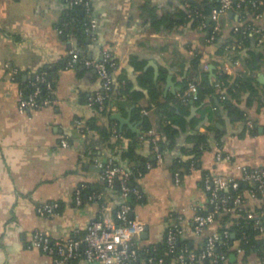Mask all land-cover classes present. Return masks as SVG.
<instances>
[{
    "label": "crops",
    "instance_id": "1",
    "mask_svg": "<svg viewBox=\"0 0 264 264\" xmlns=\"http://www.w3.org/2000/svg\"><path fill=\"white\" fill-rule=\"evenodd\" d=\"M204 6V0H93L99 25L87 42L84 25L74 20L66 26L70 11L63 0H0V264H55L52 255L32 246L36 232H47L56 242L66 241L85 233L100 216L114 217L124 198L117 185L111 189L102 180L104 167L115 163L127 171L153 161L151 142L144 137L146 120L160 135L164 163L138 180L144 198L133 216L147 229L138 245L142 249L164 245L168 229L176 223L183 228V241L195 250L216 232V221L202 234L194 230L195 217L208 211L204 175L239 178L238 165L264 168V84L259 81L264 68L251 73L246 67L252 55L264 54V41L260 44L255 35H249L248 45L237 43L235 33L262 22L248 10L233 11L221 20L220 43H228L225 56L229 58L220 57L203 23L183 19L187 12L190 18ZM104 48L117 67L110 105L102 115L90 102L102 88L97 71L83 66L71 69L67 62L72 52L100 59ZM196 53L208 63L206 70L213 81L217 68L229 76L230 83L256 77L257 94L242 92L233 100L243 119L218 111L209 101L197 104V95L189 103V114L180 116L172 100L180 98L186 80H196L192 66ZM42 73L54 85L52 104L20 113L21 90ZM144 74L152 75L159 85L158 102L167 107L151 100L149 89L140 83ZM169 81L180 90L173 93ZM78 120L84 125L92 121L101 130L116 129L125 140L115 135L104 139L97 130L82 134ZM168 126L172 135L165 132ZM209 127L217 129L222 145L214 141L212 148L196 151L197 135ZM133 144L138 161L124 159ZM91 145L99 151L91 154ZM219 151L231 155L233 161H218ZM190 161L196 164L193 171L191 164L187 166ZM87 186L98 196L78 206L75 194ZM252 188V184L245 185L244 207L264 222L262 201L251 197ZM50 202L60 204L59 214L40 216L38 206ZM233 255L228 264H264V254L258 252ZM70 264L97 263L76 259Z\"/></svg>",
    "mask_w": 264,
    "mask_h": 264
},
{
    "label": "built area",
    "instance_id": "2",
    "mask_svg": "<svg viewBox=\"0 0 264 264\" xmlns=\"http://www.w3.org/2000/svg\"><path fill=\"white\" fill-rule=\"evenodd\" d=\"M215 5L211 10L210 21L214 23L213 34L208 41L214 42L216 35L221 32V20L233 11H242L248 8L255 13L256 20L264 19V0H210ZM70 12H84V35L91 38L98 28V20L93 14V0H63ZM197 17H203L199 12H195ZM204 18V17H203ZM204 27L207 24L203 23ZM63 34V30L60 31ZM246 35H261L262 28L256 26L246 27L243 31ZM260 42L264 40L261 35ZM83 66L87 69L96 70L101 81L102 88L91 98L90 102L98 104L99 111L105 112L110 105V96L113 91L112 74L117 67V62L111 53L104 51L100 59L87 58L80 53L72 52L67 62V67L74 69ZM10 69V66L7 65ZM17 74V71H14ZM221 83H217L218 89L222 88ZM54 85L48 79L46 73L37 75L27 89H22L18 109L20 113L26 114L31 110H40L52 104V93ZM44 89L48 92L43 97ZM198 94V86L191 83L184 93H180V100L184 104H189ZM224 99V97H223ZM76 126L82 134H86L85 125L82 120L76 121ZM254 129L253 124L249 125ZM114 135L121 141L125 136L113 130ZM144 137H148L153 145L154 159L146 164V169L150 170L155 165L164 163L163 151L161 149L160 135L155 129H150ZM62 144L68 146L67 140ZM201 148H206L201 145ZM218 161H233L231 155L218 152ZM195 163H192L190 170H195ZM239 178L214 176L206 174L203 177V188L208 196V211L199 213L194 219V230L197 234H202L212 225L217 216L230 214L243 207L247 199L245 198L242 186L252 184L250 191L252 198L264 195V168L252 169L246 165H238ZM143 172H139V178ZM102 180L108 188L113 189L118 182L121 189L124 203L116 211L114 217L100 216L95 219L87 228L85 233L77 234L66 241L56 242L47 232H36L32 241V246L54 257L55 264H70L76 259H84L89 263L97 264H228L233 254H245V249L239 241L232 242L234 234L229 230L222 233L215 232L206 238L205 244L199 250L191 248L187 243L181 244L183 228L179 223L172 225L166 236V252L158 254V247L142 249L138 245L142 235L146 231V224L133 216V208L129 203L133 196L136 201L143 200L142 192L130 184V172L119 167L106 165L102 174ZM180 181V176H177ZM85 187L79 188L75 194V202L78 206L83 204L82 192ZM94 199L95 197H91ZM60 204L57 202L45 203L37 208V213L42 217H53L59 214ZM261 215L264 216V205H262ZM248 218L253 221L254 230L264 235V222L261 217L248 213ZM180 219H182L180 217Z\"/></svg>",
    "mask_w": 264,
    "mask_h": 264
},
{
    "label": "trees",
    "instance_id": "3",
    "mask_svg": "<svg viewBox=\"0 0 264 264\" xmlns=\"http://www.w3.org/2000/svg\"><path fill=\"white\" fill-rule=\"evenodd\" d=\"M204 8L198 9L197 12H199L203 17H197L196 13L193 12L191 13L192 16L189 17V12L185 14L183 19H186L185 21H194L195 24H202L206 23V31H208V39L212 36L213 34V26L214 23L210 21V14L211 10L214 7V3L211 2L210 0H204ZM248 10L255 18V13L254 11L245 8L242 11ZM75 20V24H81L84 25V17L81 16L80 11H72L69 13L68 18L66 19V26L71 25V23ZM257 22H262V24L257 25L256 27L262 28V34L264 35V19L263 20H256ZM65 26V27H66ZM255 26V25H252ZM249 27V26H248ZM65 29V28H64ZM245 28L240 29L237 33H235V41L237 43H242V45L246 46L248 45L250 41V36L246 35L243 33ZM261 35H255V37L258 40V43L260 41ZM220 33L216 35V39L214 42H211V45L217 48V54L220 57L225 56V50L226 46L228 43L221 44L220 43ZM264 41V40H263ZM260 42L261 43H263ZM233 42V41H231ZM103 51H108L107 48H104ZM229 58L228 56H225V58ZM203 55L201 53H196L194 56V59L192 61V66L193 70L196 73V80L191 81L190 83L188 80L184 82L183 89L181 93H184L189 85L193 82L198 86V94H197V104H204L205 102L209 101L213 104L214 107L217 108L218 111H227L233 116H239L242 119L244 118L243 112H241L238 108H236L233 104V100L238 99L240 94L242 92H250L252 95H256L257 91L255 89V83H256V77L253 76H245L243 78L237 79L234 83H230L228 81L229 76L223 71L220 70V68L216 70L215 75V81L209 78V72L206 70L208 68V63L203 61ZM235 60V59H234ZM216 67H219V64L217 62H212ZM246 67L251 73L258 72L262 68H264V54L260 55H252L250 59L246 60ZM49 76V75H48ZM200 76H202V79H200ZM50 79V76L48 77ZM140 83L142 84L143 87H146L150 91V98L151 100L163 107H167V105H161L159 104V99L161 97V91L159 88V85L154 83L152 75H147L144 74L140 78ZM217 83H221L223 86L221 89H218L216 87ZM27 92H30V89L26 90ZM126 94H128V90H124ZM48 95V92L44 89L43 91V97H46ZM224 97V99H223ZM141 95H135V99H140ZM172 102L175 104V107H177L180 110V116L184 117L185 115L189 114L190 112V107L189 104H184L180 98H173ZM95 109L99 114L104 115L105 112H100L99 111V106L98 104H94ZM172 114L174 115L175 109L172 110ZM198 121H196L197 123ZM85 132H88V130H97L99 131L100 135L104 139H110L114 134L112 130H101L98 127H96L92 121H87L85 122ZM150 129H152L151 124L146 120L144 124V133H147ZM165 132L167 135H172L174 131L172 130L171 126H168L165 129ZM219 132L217 131L216 128L214 127H209L208 130L203 133V134H198L197 135V147L196 151H199L201 145H205L206 148H212L213 142H219L220 145H222V139L218 135ZM148 140L149 138L146 137ZM150 141V140H149ZM152 145V143H151ZM161 145V143H160ZM153 148V145H152ZM162 149V145H161ZM99 151V148L96 147V145H91L89 148V152L91 154H95L96 152ZM124 159L129 160V161H138L139 160V155L137 154L135 145L133 144L128 152L124 154ZM190 161L188 165L191 164ZM113 167H119V165L113 163ZM124 170L123 168H121ZM126 171V170H125ZM131 175V181L130 184L133 187L138 188V180H139V172H143V174L147 171L145 161L143 162L142 165H137V167H133L129 170ZM245 186H242V189H244ZM121 192V189H119ZM122 193V192H121ZM90 196H98V192L95 191L92 187L87 186L85 189H83L82 192V197L83 201H87ZM258 199L262 201V205H264V195H259ZM143 200L136 201L133 196L130 197L129 203L134 209L140 202ZM248 210L244 206L235 210L234 212L230 214H222L217 216L216 222L218 223V229L216 232L222 233L224 230H229L231 234L235 235V238L232 239V242H237L239 241L241 243V246L245 249V255L248 256L249 254H252L254 252H258L259 254H264V235L259 233L258 231L254 230L253 228V221L248 218ZM181 244H186V242L183 241L182 237L180 240ZM150 251L152 248H149ZM166 252V243L160 247H158V254H164ZM210 264V263H206Z\"/></svg>",
    "mask_w": 264,
    "mask_h": 264
},
{
    "label": "water",
    "instance_id": "4",
    "mask_svg": "<svg viewBox=\"0 0 264 264\" xmlns=\"http://www.w3.org/2000/svg\"><path fill=\"white\" fill-rule=\"evenodd\" d=\"M81 15H84V12H83V11H81ZM87 42H90V38L87 39ZM81 55H83V56H85V57H88V58H91V59H92V57L87 56L85 53H83V54H81ZM212 69H213V67H212ZM211 73H212V72H211ZM259 81H260L262 84H264V74H260V75H259ZM168 87L171 88V89H173V90H172L173 93H176L177 90H178V91L180 90V88H177L176 86H174V84H172L171 81H169ZM191 104L193 105L194 102H192ZM194 110H196L195 107H193V111H194ZM121 122L125 123L123 120H121ZM116 185H117V188H120V185H119L118 182H117ZM146 233H147V229H146L144 235H145ZM233 237H235V236H233ZM233 257H234V255L231 256V258H233Z\"/></svg>",
    "mask_w": 264,
    "mask_h": 264
}]
</instances>
